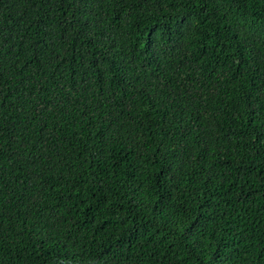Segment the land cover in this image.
I'll return each instance as SVG.
<instances>
[{"label":"trees","instance_id":"trees-1","mask_svg":"<svg viewBox=\"0 0 264 264\" xmlns=\"http://www.w3.org/2000/svg\"><path fill=\"white\" fill-rule=\"evenodd\" d=\"M0 264H264V0H0Z\"/></svg>","mask_w":264,"mask_h":264}]
</instances>
